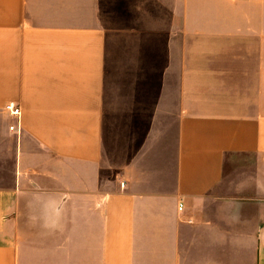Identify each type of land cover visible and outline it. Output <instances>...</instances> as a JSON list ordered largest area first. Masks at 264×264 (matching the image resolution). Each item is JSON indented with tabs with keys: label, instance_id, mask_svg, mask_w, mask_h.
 <instances>
[{
	"label": "crops",
	"instance_id": "crops-1",
	"mask_svg": "<svg viewBox=\"0 0 264 264\" xmlns=\"http://www.w3.org/2000/svg\"><path fill=\"white\" fill-rule=\"evenodd\" d=\"M0 264H264V0H0Z\"/></svg>",
	"mask_w": 264,
	"mask_h": 264
},
{
	"label": "built area",
	"instance_id": "built-area-1",
	"mask_svg": "<svg viewBox=\"0 0 264 264\" xmlns=\"http://www.w3.org/2000/svg\"><path fill=\"white\" fill-rule=\"evenodd\" d=\"M5 108H6V110H7L8 112H10L12 115H14V116H16V117H18V118L20 119L21 114H22V109H21L20 106L10 103V104L6 105ZM11 129H12V130H15V129L20 130L21 127H19V126H18V127L12 126ZM181 209H182V207H181Z\"/></svg>",
	"mask_w": 264,
	"mask_h": 264
}]
</instances>
